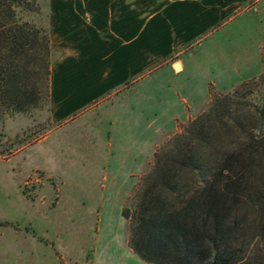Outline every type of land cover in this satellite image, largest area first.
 Returning <instances> with one entry per match:
<instances>
[{"label": "rangeland", "instance_id": "rangeland-1", "mask_svg": "<svg viewBox=\"0 0 264 264\" xmlns=\"http://www.w3.org/2000/svg\"><path fill=\"white\" fill-rule=\"evenodd\" d=\"M38 7V14L24 20L47 32L43 0ZM179 61L187 69L169 83L178 103L173 98L158 102L160 95H154V102L141 98L137 105L143 114L137 136L145 133L147 118L155 128L164 124L166 133L171 128L155 136V151L173 144L217 98L236 96L226 117H246L257 103L264 91V0H249L230 21L189 44L168 64ZM159 75L150 81H161ZM48 110L47 104L0 121V264H146L129 248L128 222L121 214L133 209L134 189L153 161L142 171L129 158L128 145L136 135L119 131L118 141L111 140V157L100 167L92 161L82 168L79 160L71 161L75 158L69 150L60 154L54 148L57 133L38 143L51 128ZM74 178L93 183H74Z\"/></svg>", "mask_w": 264, "mask_h": 264}, {"label": "trees", "instance_id": "trees-1", "mask_svg": "<svg viewBox=\"0 0 264 264\" xmlns=\"http://www.w3.org/2000/svg\"><path fill=\"white\" fill-rule=\"evenodd\" d=\"M38 11V0H0V121L48 104V35L24 20ZM234 97L155 151L135 187L121 216L144 263L264 264V91L243 118L225 116Z\"/></svg>", "mask_w": 264, "mask_h": 264}, {"label": "crops", "instance_id": "crops-1", "mask_svg": "<svg viewBox=\"0 0 264 264\" xmlns=\"http://www.w3.org/2000/svg\"><path fill=\"white\" fill-rule=\"evenodd\" d=\"M248 1L43 0L52 53L51 128L38 143L57 133L54 148L60 154L69 150L75 158L71 161L79 160L82 168L92 163L100 167L111 157V140L118 141L119 131L137 136L141 98L154 102L160 95L158 102L173 98L178 103L170 78L187 66L179 61L176 72L168 63L189 44L206 39L218 25L230 21ZM158 74L161 81H150ZM142 125L147 134L135 136L128 150L130 160L143 171L153 161L155 136L168 134L171 128L166 133L164 124L155 128L149 118ZM59 159L63 161L62 155Z\"/></svg>", "mask_w": 264, "mask_h": 264}, {"label": "water", "instance_id": "water-1", "mask_svg": "<svg viewBox=\"0 0 264 264\" xmlns=\"http://www.w3.org/2000/svg\"><path fill=\"white\" fill-rule=\"evenodd\" d=\"M173 69H174V71H179V64L178 63H175L174 65H173Z\"/></svg>", "mask_w": 264, "mask_h": 264}]
</instances>
